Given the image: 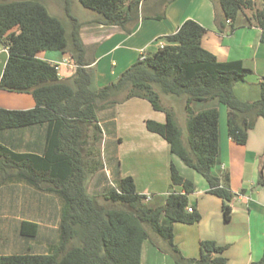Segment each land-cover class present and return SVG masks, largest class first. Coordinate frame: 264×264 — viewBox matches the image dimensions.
<instances>
[{"label":"trees","instance_id":"trees-1","mask_svg":"<svg viewBox=\"0 0 264 264\" xmlns=\"http://www.w3.org/2000/svg\"><path fill=\"white\" fill-rule=\"evenodd\" d=\"M99 14V21L120 26L142 17L162 18L163 12L146 14L171 0H79ZM223 20L234 22L243 9H255L256 0H218ZM71 27L53 15L42 0H0V40L7 45L9 57L0 79V89L31 93L36 106L30 109L0 107V132L15 127L46 124L48 133L42 154L19 152L0 140V184L11 171L61 200L59 240L47 253L0 254V264H141L142 247L151 232L166 242L177 264H228L225 248L212 240L201 242L198 258L185 257L174 243L172 222L195 223L201 215L190 205L188 195L195 191L192 180L171 165L173 190L164 205L151 207L145 194L136 189L132 176H119L104 189L101 197L91 195L87 173L104 167L99 144L103 129L98 111L132 97L148 100L153 108L164 111L165 122L145 121L149 131L162 136L171 151L187 166L201 174L209 191L223 200L228 219L234 193L214 175L219 154V111L216 108L195 112L192 103L217 99L228 108V134L245 144L258 117L264 118V93L254 101H244L234 92L236 82L245 80L253 70L241 60L220 61L202 43L205 28L186 19L178 30L166 37L167 43L139 59L120 76L103 87L96 86L94 71L88 67L86 46L81 38L82 22L72 12V1L61 0ZM262 30L264 42V0L250 17ZM234 24L231 25V28ZM45 50L70 53L77 65L68 80L61 79L56 64L39 58ZM264 90V78L262 81ZM158 88L159 90H157ZM161 93L186 97V127L177 122L176 113L165 106ZM171 223L165 224L163 217ZM39 224L24 220L21 233L35 236ZM253 264H264V256Z\"/></svg>","mask_w":264,"mask_h":264},{"label":"crops","instance_id":"crops-1","mask_svg":"<svg viewBox=\"0 0 264 264\" xmlns=\"http://www.w3.org/2000/svg\"><path fill=\"white\" fill-rule=\"evenodd\" d=\"M56 3L68 18L61 0ZM262 6L263 0H256L255 9ZM255 9L241 10L236 20L231 22L223 20L218 0H171L163 5L162 18L142 17L128 25L129 32L117 25L101 23L98 16L82 19L74 10L72 12L82 22L80 35L86 46L88 67L96 76L97 87L116 80L141 58L143 51L147 55L164 46L166 37L191 18L205 28L201 43L220 61L241 60L253 70L245 80L235 83L234 92L241 100L254 101L264 93L262 30L250 20ZM3 44L0 40V79L9 57L8 47ZM37 56L59 65V75L63 80L70 79L76 71L77 65L68 52L45 50ZM183 100V111L186 112V97ZM146 102L149 101L132 97L99 109L97 115L106 138L105 150L109 148L112 155L117 153L118 159H121L119 173L107 168L109 173L117 178L132 176L137 191L147 196V204L158 207L166 203L171 191L184 192L181 185L172 187L171 165L174 164L185 178L194 182L195 191L188 195L189 206L201 215L195 223H171L167 217H163L165 224L173 225L174 243L181 253L188 258H198L201 242L212 240L225 248L228 264H253L259 261L264 256V118H257L255 126L249 130L247 142L239 144L228 134L226 105L217 99L192 103L196 113L212 108L219 111V154L213 173L222 182L226 174L229 176L228 187L234 197L227 219L223 200L209 191L207 180L174 155L167 140L147 129V119L165 122L166 115ZM164 103L169 105V102ZM174 105L171 103L169 106L177 115L178 110ZM35 106L31 93L0 89V107L30 109ZM47 133L46 124L15 127L1 131L0 140L19 152L42 154ZM150 155L155 157L157 166L145 165ZM132 161L139 166L135 170L130 167ZM53 194L35 188L24 177L18 176L15 170L11 171L6 181L0 184V254H43L58 242L61 200ZM24 220L39 224L35 236L21 233ZM34 247L37 250H33ZM141 264L177 263L165 241L150 238L143 243Z\"/></svg>","mask_w":264,"mask_h":264},{"label":"rangeland","instance_id":"rangeland-1","mask_svg":"<svg viewBox=\"0 0 264 264\" xmlns=\"http://www.w3.org/2000/svg\"><path fill=\"white\" fill-rule=\"evenodd\" d=\"M42 1L45 2V4L48 6L50 12L53 15L57 16L58 18H60L65 23V25L68 28L70 27L69 20L64 15V12L62 10L63 8L61 9V7H59L57 5V3H56L57 0H42ZM71 1H72V4H71L72 10H74V12L80 18L87 19L88 17H94V16L95 17H97V16L99 17V14L97 12H95L93 10H90L88 8H85L81 4V2L79 0H71ZM157 1L158 0H147L146 1V5H151L153 3L154 4L155 3H158ZM260 1H262V0H260ZM161 11H162V6L158 5L155 9L152 8L148 12H145L144 14L146 16V14L154 13V12H161ZM145 18H148V17H145ZM156 89L159 90L158 88H156ZM166 96H167L166 94L161 93L162 102L163 101L164 102L166 101L167 103L169 102V105L171 103H175L174 106L178 110V113L176 115L177 122L180 125V127L182 128L183 133L186 134V131H187V127H186V114H185L186 112L183 111V105H184L183 98L185 96H175V95H168L167 97ZM164 102H163V104L168 107L169 105H166ZM146 103L148 105H150L149 102H146ZM169 108H172L173 109V107H171V106H169ZM162 112L165 113L164 111H162ZM105 139L106 138L103 135V138H102V140L100 141V144H99V148H100V158H101L102 163L104 164V167L101 168V169H99V170H97L93 174L92 173H87V187H88V192L91 195L98 196L101 203H106V202H104V199L101 197V194L104 192V189L106 187H108V186L113 185L114 182H115V179H117V177H115L114 175H112L111 173H109V170H107V168H110V170L111 171H114V172L116 170V172L119 173L120 160H121V159H118V157L116 155L117 153H115L114 155H112L111 150L109 148H107L105 150V148H106V146H105L106 140ZM107 144L109 145V142H107ZM152 162H153V165H151ZM145 165L146 166H151V167L157 166L156 165V159H155V157H153L151 155L148 156V159L145 161ZM130 167L135 170L136 167H139V166L132 161V163L130 164ZM0 179H1V175H0ZM151 193H152V191H151ZM53 196H55V193L53 194ZM150 235H151L150 238H160L156 234H154L153 232H151ZM35 248L36 247H34L33 250H37ZM38 249H41V247H39ZM35 252H37V251H35Z\"/></svg>","mask_w":264,"mask_h":264},{"label":"built area","instance_id":"built-area-1","mask_svg":"<svg viewBox=\"0 0 264 264\" xmlns=\"http://www.w3.org/2000/svg\"><path fill=\"white\" fill-rule=\"evenodd\" d=\"M162 47H163V45H162ZM145 56H146V54H145V52L143 51V53H142V55H141V59H144ZM58 66H59V65H57V68H58ZM187 209H188L189 212H193V211H194L193 207H191V206H189Z\"/></svg>","mask_w":264,"mask_h":264}]
</instances>
